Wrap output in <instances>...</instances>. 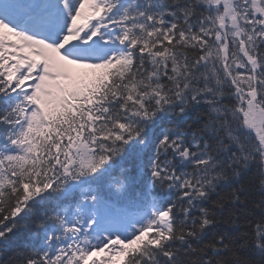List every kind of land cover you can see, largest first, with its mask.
Instances as JSON below:
<instances>
[{"label": "snow or ice", "instance_id": "1", "mask_svg": "<svg viewBox=\"0 0 264 264\" xmlns=\"http://www.w3.org/2000/svg\"><path fill=\"white\" fill-rule=\"evenodd\" d=\"M0 264H264V0H0Z\"/></svg>", "mask_w": 264, "mask_h": 264}]
</instances>
